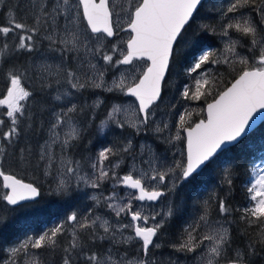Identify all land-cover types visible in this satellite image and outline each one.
Masks as SVG:
<instances>
[{
  "label": "snow or ice",
  "instance_id": "obj_1",
  "mask_svg": "<svg viewBox=\"0 0 264 264\" xmlns=\"http://www.w3.org/2000/svg\"><path fill=\"white\" fill-rule=\"evenodd\" d=\"M201 6L202 0H0V18H7L0 22V78L6 89L0 93V106L6 109L0 112V157L11 156L13 163L17 156L20 163L35 157L31 136L36 135L43 139L35 148L45 162V175L57 170L58 194L71 196L81 184L108 192L89 196L94 204L84 213L73 212L41 235L4 249L0 264H48L45 255L58 256V264H180L178 257L165 262L153 254L162 247L158 241L175 214L171 204L166 210L153 205L183 187L221 154L222 146L238 142L264 118V111L254 116L264 110V0H230L226 9L217 10L219 24L200 26V31L219 35L225 47L212 51L202 49L199 41L192 45V61L182 73L190 79L196 74L195 90L188 83L178 88L184 101L210 94L215 77L207 66L237 60L243 65L231 87L207 103L206 119L186 126L187 108L181 111L169 102L161 109L162 82ZM44 49L54 55L38 54ZM95 90L134 98L128 107L113 104L98 132L112 124L136 135L152 131L173 148L185 141L182 159L173 153L169 162L145 144L137 152L123 131L110 145L74 159L102 103L76 101L85 92L95 95ZM84 150L91 153L87 146ZM124 157L132 163L120 174ZM235 173V166L223 170L220 187L226 186V195L213 192L203 201L202 214L187 224L179 241L169 243L173 252L196 254L199 264H264V167L246 169L254 175L244 184L246 203L237 207L228 200ZM0 177L10 190L0 197L8 205L40 195L37 187L2 167ZM121 189L126 190L123 195ZM95 208L106 209L109 218ZM233 223L245 225L239 243L230 231ZM69 235L67 242L61 239ZM132 245L138 255L128 259L127 247L121 251V246Z\"/></svg>",
  "mask_w": 264,
  "mask_h": 264
},
{
  "label": "trees",
  "instance_id": "obj_2",
  "mask_svg": "<svg viewBox=\"0 0 264 264\" xmlns=\"http://www.w3.org/2000/svg\"><path fill=\"white\" fill-rule=\"evenodd\" d=\"M203 3L204 0L202 6ZM192 24L193 21H191V26ZM203 34V31L196 34L197 39L192 43L190 42V37L186 32L184 33V39L181 40L177 46L172 69L167 73L166 78L170 76L175 69H177V71H182L183 66L192 58L190 55L192 45L199 41V45L201 46L202 42H204L200 40ZM209 37H212V35H209ZM218 67L220 68V66ZM235 68L236 70L234 73L231 70L226 73L225 71L227 70L224 69V74L228 75L223 82L216 86L217 88H213L210 94L202 99L203 105L213 99L225 88L231 80L238 75L243 67L237 66ZM1 83L2 80L0 81V84ZM27 85H31V82H28ZM3 89V85H0V92L3 91ZM202 115L204 116L205 114L203 113ZM200 117L202 116L196 117L195 120ZM128 129L130 130L131 128ZM31 140L32 147L37 153L35 157H29L24 163L19 162L18 156L16 158V163L12 162L11 156L2 157L5 162L3 165L4 171L12 172L21 178L34 182L40 189V195L34 200L25 201L15 206L8 205L6 201L0 199V259L6 256V253L3 251L6 249V246L22 231L31 229L38 231L42 229L44 222L49 223L57 220L54 219L50 221L52 217H62L64 214L61 211L66 205L65 213L67 214V211L75 208V204H77L79 208L83 207L85 204L82 195L78 192H73L71 196H66L58 194L51 188V179L50 177L46 178L44 174V162L39 160L38 149L35 148L37 140L40 141L41 138L32 135ZM259 160H264V120L238 140V142L224 148L219 156L199 171V174L194 175L188 183L178 188L173 199L175 214L169 218L168 226L164 233L171 243L179 241L183 229L188 223H191L187 220L188 212L192 209L195 212H202L203 201L212 196L213 192L222 197L226 195V186L225 189H221L220 187L223 170L226 167H236L233 189L231 193L228 194L229 202L233 207L245 204L246 190L244 184L251 177V175L246 174V169H251L253 164ZM0 184V197H3L6 189L3 187L1 179ZM212 205L214 209V197ZM244 230L245 225L243 224L233 223L230 226V231L237 243H239L240 233ZM61 239L64 240L63 237H61Z\"/></svg>",
  "mask_w": 264,
  "mask_h": 264
},
{
  "label": "rangeland",
  "instance_id": "obj_3",
  "mask_svg": "<svg viewBox=\"0 0 264 264\" xmlns=\"http://www.w3.org/2000/svg\"><path fill=\"white\" fill-rule=\"evenodd\" d=\"M230 0H204L203 6L200 7L199 13L196 15V18L193 20V24L189 29L187 30L186 34L190 37V42L194 43L196 38V34L200 32V26L203 24H213L217 25L220 23L219 17L217 10L218 9H226L228 3ZM7 18H0V22H6ZM257 20H259V17H256ZM198 28V29H197ZM209 35H212V33L209 32H204L203 36L201 37L202 45L200 46L202 49H207V50H212V51H222L225 47L222 38L219 35H212V37H209ZM238 34L233 33V38H236ZM124 39L127 38L126 35L123 36ZM10 43H14V39H10ZM212 43V44H211ZM238 51L241 52V54L246 53V49H239ZM38 54H43V55H54L52 53H48L46 49L42 50L41 53ZM38 54H33V55H38ZM197 55L199 52L196 53ZM192 61V58L187 62L185 66L190 64ZM183 66V67H185ZM220 68L217 65H210L207 67H210L211 72L213 76L215 77L213 81L212 88H217L219 83L223 82L224 79L226 78V74H224V71L226 73L231 70L233 73L236 70L235 67H243L237 60L234 65H227V64H221L219 65ZM224 66V68H223ZM222 69V70H221ZM225 69V70H224ZM178 71L175 69L173 73L166 78V81L164 83V92H163V103L160 105L162 110H166L165 106L171 102L174 104H177V106L180 108L181 111L184 110V108H187L188 113H186V120L188 121V125L193 124L196 120L195 118L198 116L203 117V113L205 114V104L203 105L202 99L205 97H202L200 100H191V101H184L180 96L178 92V88L182 90L183 84L188 83L193 87V90H195V83H194V77L196 74H193V78L190 79L188 77H185L180 71V75L177 74ZM211 78V77H210ZM108 81L111 82V75L107 77ZM1 81V80H0ZM26 86H28L26 84ZM208 86L205 85V88ZM3 91L0 93L6 92L5 87L3 86ZM210 90V91H211ZM79 96V94H76ZM209 95V94H208ZM106 96V97H105ZM207 96V95H206ZM0 98H2V95H0ZM99 99L102 101L101 105L99 108L96 109L95 111V120H94V126L89 127L87 132L85 133V138L82 141V146L80 150L76 153L73 154L74 159H80L82 155H89V154H94L97 150H99L101 147L108 146L110 145L114 139L119 138V133L121 131L124 132V135L126 136H131L133 139V143L136 147L137 152H139V145L140 144H145L150 146L152 151H155L157 154L161 156H166L168 161L171 162L173 159V153H175V159L180 160L182 159L181 153L185 151V141L178 142L176 146L173 148L170 145H167L163 143L160 139H158L157 134H155L152 131L148 132H142L140 135H136L135 131L133 129H128L127 127L124 130L117 129L115 125L109 124L108 127L104 129L103 132H98V129L100 128L101 121L105 120L107 116V112L111 110V107L113 104H118V105H123L125 107H128L131 103V101L134 100V98H129L125 97L119 93H108V92H103L101 90H95V95L91 94V92H85L82 97L79 98L78 101L79 103H83L85 100L89 105L93 104L95 100ZM61 103V102H57ZM202 109L204 110L202 112ZM6 111L2 106H0V112ZM161 117H157L159 119ZM164 119H169V117L165 116L163 117ZM128 129V130H127ZM175 129H173L174 133ZM89 138V139H88ZM40 143H43V139L40 140ZM84 146H87L88 149L91 150V153L86 152L84 150ZM53 150L57 153V157H59V150L53 146ZM83 152V153H82ZM82 154V155H81ZM0 167L3 169V165L5 164L4 160L2 157H0ZM116 161L113 160V163ZM131 159L129 157H124L123 162L121 163V167L118 171H120V174H124L128 169L131 167ZM58 166V165H57ZM253 167H264V160H259L256 161L253 164ZM4 170V169H3ZM45 162H44V174H45ZM254 175V174H253ZM253 175H251L250 179L253 178ZM46 176V175H45ZM50 177L51 179V188L55 190L56 184L58 183L59 176L57 175V170L56 168H53L51 170V174L47 175L46 178ZM1 181L2 178L0 177ZM1 186V184H0ZM110 187V185L106 186ZM73 188L75 189V182H73ZM104 191L103 189L101 190H93L90 188L85 187L83 184L79 186L78 189H76L74 192H78L82 195V199L84 200V205L83 207H78L77 204H75V208L67 211V214L65 213L66 206H64L63 210L61 211L64 215L62 217H58L57 220H54L51 223H47L46 225H42V229L38 231L34 230H24L22 231L12 242H10L7 246V248H10L14 245H16L20 241H24L26 237L28 236H39L43 232L47 231L48 229H51L55 227L58 224H61L66 221V218L68 215H70L73 212H77L79 214H82L85 212L86 209L93 207L94 202L88 199L89 196L96 194L100 195V192ZM124 191L121 189L120 194L123 195ZM6 194V191H5ZM104 194L107 195L108 192L104 191ZM175 194V193H174ZM174 194H172L170 197L166 196L165 198H162L161 201L158 204L153 205V207L156 210H161L162 208L164 210L167 209V206L171 204L173 206V199H174ZM139 203V202H135ZM62 209V208H61ZM97 214L105 216V218H109V214L107 213L106 209L104 208H95L94 209ZM202 214V212H195L193 209L188 212L187 220L192 222L194 219L198 218V216ZM114 219V216L112 217ZM130 220V217L125 220V222H128ZM151 223V222H150ZM70 231V230H69ZM65 242L70 240V235L63 237ZM162 243V247L160 249H154L153 254L155 258L160 261L163 260L167 262L169 257L175 259L179 258L180 264H199V260L196 258V254H188L185 255L184 253H175L172 251V249L168 246L171 241L166 237L165 234H162L160 241ZM127 247L128 251V259H133L138 255L137 252V247L136 245L132 246H121V251H123V248ZM43 254V253H42ZM53 256L55 257L56 255H45V259L48 261V264H58V262H55L53 259ZM5 257V256H4ZM3 257V258H4ZM59 258V257H58ZM57 261V260H56ZM21 264H23V261H21Z\"/></svg>",
  "mask_w": 264,
  "mask_h": 264
},
{
  "label": "water",
  "instance_id": "obj_4",
  "mask_svg": "<svg viewBox=\"0 0 264 264\" xmlns=\"http://www.w3.org/2000/svg\"><path fill=\"white\" fill-rule=\"evenodd\" d=\"M203 1V0H202ZM240 74V73H239ZM239 74L225 87V88H223L221 91H224V90H226L228 87H231V84L232 83H234L235 82V79L236 78H238V76H239ZM220 91V92H221ZM162 92H163V82H162ZM219 94V93H218ZM218 94L213 98V99H211V100H209L207 103H211V102H213V100L218 96ZM207 103H206V105H205V116L204 117H200L198 120H196L193 124H191V126H194L195 125V123H197V122H199L201 119H206V107H207ZM259 111H264V110H258V113H255L254 114V116H256V115H258L259 114ZM262 120H264V118H261V119H257L256 120V123L255 124H252L251 125V127H249V128H247L246 129V133L245 134H242V136L240 137V138H238V140H240L244 135H246L248 132H250L252 129H254ZM250 123H251V121H250ZM234 143H236V142H231V143H226V145H224V146H222L223 147V149L224 148H226L227 146H229V145H231V144H234ZM185 149H186V142H185ZM219 151V150H218ZM6 174H11V175H14L17 179H19V180H21L23 183H30V184H32L34 187H37L38 188V190H39V192H40V189H39V187L34 183V182H32V181H30V180H26V179H24V178H21V177H19V176H17L16 174H14V173H12V172H6ZM2 182H3V179H2ZM8 191H10L9 189H6V193L8 192ZM35 198H37V197H35ZM34 198V199H35ZM33 200V199H32ZM29 201V200H28ZM23 202H25V201H22V202H20V203H23ZM19 203V204H20Z\"/></svg>",
  "mask_w": 264,
  "mask_h": 264
},
{
  "label": "flooded vegetation",
  "instance_id": "obj_5",
  "mask_svg": "<svg viewBox=\"0 0 264 264\" xmlns=\"http://www.w3.org/2000/svg\"><path fill=\"white\" fill-rule=\"evenodd\" d=\"M243 69V68H242ZM0 80H2V83L0 84V85H3L4 86V81H3V79L2 78H0ZM2 92V91H1ZM54 219H57V218H55V217H52V219L50 220V221H52V220H54ZM49 222V221H48ZM49 223H51V222H49ZM44 225H46V223L44 222ZM53 259H54V261L56 262V260L58 261L59 260V258H58V256H53Z\"/></svg>",
  "mask_w": 264,
  "mask_h": 264
},
{
  "label": "bare ground",
  "instance_id": "obj_6",
  "mask_svg": "<svg viewBox=\"0 0 264 264\" xmlns=\"http://www.w3.org/2000/svg\"><path fill=\"white\" fill-rule=\"evenodd\" d=\"M106 97V96H105ZM206 105V104H205ZM89 139V138H88ZM83 153V152H82ZM82 155V154H81ZM76 198V197H75ZM36 199V198H35ZM80 199V198H79ZM34 200V199H33ZM71 200V199H70Z\"/></svg>",
  "mask_w": 264,
  "mask_h": 264
}]
</instances>
